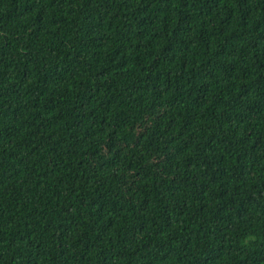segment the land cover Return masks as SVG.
<instances>
[{
	"label": "trees",
	"instance_id": "16d2710c",
	"mask_svg": "<svg viewBox=\"0 0 264 264\" xmlns=\"http://www.w3.org/2000/svg\"><path fill=\"white\" fill-rule=\"evenodd\" d=\"M0 264H264V0H0Z\"/></svg>",
	"mask_w": 264,
	"mask_h": 264
}]
</instances>
